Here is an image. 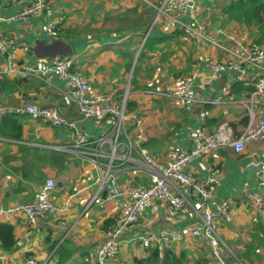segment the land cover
Masks as SVG:
<instances>
[{
    "label": "crops",
    "instance_id": "0c3cea01",
    "mask_svg": "<svg viewBox=\"0 0 264 264\" xmlns=\"http://www.w3.org/2000/svg\"><path fill=\"white\" fill-rule=\"evenodd\" d=\"M47 1L53 6V17L64 18L60 34L54 39L41 29L42 15L13 23L9 19L21 10L18 0H0V31L27 48L26 51L15 49L14 61L50 64L59 58L69 59L72 69L83 73L98 93L119 96L129 84L130 93L132 91L140 102V114L144 113L143 148L147 153L165 162L171 146L190 149L194 130L201 125L208 132L222 124L231 126L237 136L244 131L248 117L242 102L252 89L243 83L262 76L264 63L246 67L243 73L213 76L209 64L227 59L228 54L206 40H188L179 28V22L188 23L196 17L208 22L207 34L211 38L229 48L238 42H256L258 27L228 21L223 13L232 0H195L191 10L161 16L158 20H155L154 7L161 0H150L151 3L141 0ZM260 42L264 44V40ZM140 52L142 56L138 59ZM7 65L6 55L0 54V106L30 103L55 107L62 115L75 120L87 135L96 136L108 129L107 124L96 126L81 118L74 107L64 105L61 79L50 74L21 80L6 73ZM179 75L193 77L192 101H171L146 93L150 83L152 87L161 86L163 91L173 87L169 78ZM207 79H210L209 85L205 84ZM201 112L207 113L202 120ZM2 118L0 208L6 210L14 204L32 202L39 186L46 178H52L55 188L51 202L65 206L67 214L62 218L48 215L35 226H28L22 216L1 214L0 223L13 227L15 247L10 252L0 247V264H27L28 259H34L36 264H96L89 256L96 254L104 243L112 218L122 211L126 200L120 204L106 202L102 207L88 206L96 190L97 169L72 153L49 148L67 144L66 129L54 128L26 115L14 116L16 125L21 127V138L15 140L11 133H2L13 130V126L2 125ZM263 153L264 140H259L246 144L239 154L229 148L220 149L194 160L186 168L199 180L209 175L211 166L220 170L216 177V200L231 202L229 218L217 224L221 239L231 252L226 253L229 255H226V264H254L253 255L259 261L264 257V245L258 246V241L253 240L261 236L259 228L261 224L264 226V209H254L247 198V194L257 191L252 165ZM117 182L123 187L136 185L135 180L124 173L118 176ZM250 211L259 212L258 222L246 228L244 225L252 221L248 216ZM192 221L187 212L169 214L167 204L155 199L145 208L138 224L123 233L118 256L111 264H133L134 259L146 258L148 251L155 247L143 249L138 237L161 231L179 232ZM241 229L249 230L248 234ZM59 247L61 255L56 252ZM169 249L177 256L184 254V264H207L212 257L211 248L201 239L187 238Z\"/></svg>",
    "mask_w": 264,
    "mask_h": 264
},
{
    "label": "built area",
    "instance_id": "2783aa9c",
    "mask_svg": "<svg viewBox=\"0 0 264 264\" xmlns=\"http://www.w3.org/2000/svg\"><path fill=\"white\" fill-rule=\"evenodd\" d=\"M195 0H161L155 6V20L161 16L183 14L194 8ZM21 10L15 13L9 21L24 22L36 15H42L44 20L42 31L50 38H57L63 17L55 19L54 9L47 0H18ZM208 22L192 17L188 23L179 22V28L190 41L206 40L216 49L228 54V58L209 64L213 76L220 74L244 72L246 67H255L264 63V44L251 42L236 43L234 47L211 38L207 34ZM26 46L15 41L0 31V54L6 55V73L18 79L44 78L54 75L64 83L63 102L67 107H74L77 114L96 126L107 124L108 129L96 136L87 135L77 126V122L62 115L55 107L45 108L30 103L15 107L0 106V117L26 115L30 119L48 124L54 128H64L68 132L67 144L50 146L58 152L72 153L81 160L91 163L98 171L96 190L90 203L100 207L106 202L120 204L126 200L122 211L116 214L106 231L104 243L96 254L89 259L96 264H111L118 256L123 233L138 224L141 214L155 199L167 204L171 215L187 212L192 218V224L179 232L161 231L147 237H138L143 249L151 247H171L173 244L187 239L203 240L212 250V257L207 264H226L225 250L229 248L221 239L217 224L227 219L231 213V202L216 200V177L220 170L211 166L209 175L201 180L194 178L186 171L191 162L201 159L217 150L229 148L234 153H241L245 145L264 140V74L245 80L243 85L251 88L248 98L242 104L248 117L244 131L235 135L228 124L220 125L215 131L208 132L201 125L194 130L190 149L171 146L166 154V161L160 162L143 148L145 127L142 114L129 111L128 98L130 85L124 92L115 96L108 93H98L90 85L89 79L80 71L71 67V60L59 58L54 62L18 64L14 61V50ZM173 87L162 90L156 85L146 90L149 95L158 94L171 101H192L193 77L190 75L171 76ZM210 84V79L205 81ZM222 101V100H220ZM206 112H201V120ZM130 121L133 129L128 130ZM1 140V139H0ZM257 191L247 194L251 207L261 211L264 209V153L252 165ZM127 174L136 182L135 186L123 187L118 184L120 174ZM55 188L52 178H46L36 190L33 201L28 204H14L3 210L0 215L22 216L28 226H35L48 215L65 217L67 208L51 202V194ZM194 219H197L195 221ZM231 253V252H230ZM27 264H36L34 259H28Z\"/></svg>",
    "mask_w": 264,
    "mask_h": 264
},
{
    "label": "trees",
    "instance_id": "16d2710c",
    "mask_svg": "<svg viewBox=\"0 0 264 264\" xmlns=\"http://www.w3.org/2000/svg\"><path fill=\"white\" fill-rule=\"evenodd\" d=\"M222 11L228 18V21H236L247 27H258L259 39L256 42L261 44L260 41L264 40V0H232ZM146 43L147 41L143 49ZM138 56L139 59L142 56V52H140ZM152 86L153 83L148 84L147 89ZM128 106L129 109H131V104ZM12 117H14V115H8L2 118L1 122L3 126H13V130H3L2 133L7 135L11 133V136L14 137L15 140H19L21 138V127L16 125V120ZM259 233H261L259 240L254 238L253 240H257V245L262 246L264 245V226L262 224L259 228ZM0 247L8 252L12 251L15 247L13 227L8 224L0 223ZM59 249L60 247L56 252L61 255ZM185 261L186 258L184 254L177 256L169 247H156L148 251V256L146 258L134 259L133 264H184Z\"/></svg>",
    "mask_w": 264,
    "mask_h": 264
},
{
    "label": "rangeland",
    "instance_id": "374dc122",
    "mask_svg": "<svg viewBox=\"0 0 264 264\" xmlns=\"http://www.w3.org/2000/svg\"><path fill=\"white\" fill-rule=\"evenodd\" d=\"M141 1H144V2H150L151 3V1L150 0H141ZM149 3V4H150ZM161 4V2H158V4L157 5H160ZM133 104V106L131 105V109H129V111L130 112H133V113H135V114H140V102H139V100L138 99H136L134 96H133V94H132V91H131V93L129 92V98H128V105H130V104ZM143 115H144V113L142 114V118H143ZM127 127H128V130L129 131H131L132 129H133V127L131 126V124H130V121H128L127 122ZM144 127H146L145 126V124H144ZM155 155H158V153L157 154H155ZM157 157V156H156ZM160 162H164V161H161V160H159ZM259 212H248V216H250L251 218H252V221H250V222H248V225L246 226V225H244L246 228H248V226L250 225V227L252 228V222H253V224L255 225V224H257V222H258V219H257V216H259V214H258ZM229 218V217H228ZM249 227V228H250ZM256 229V228H255ZM258 230V229H257ZM241 231L243 232V233H245V234H248L247 232H249V230H245V229H241ZM220 232V231H219ZM224 238V237H223ZM240 246H242V245H240ZM226 253H229L227 250H225V255H228V254H226ZM229 256V255H228ZM225 258H226V256H225ZM263 260H264V257H262V260H260L259 261V258H257L256 257V255H253V257H252V261H253V263L254 264H264V262H263ZM232 261V260H231ZM233 263H235V262H233Z\"/></svg>",
    "mask_w": 264,
    "mask_h": 264
},
{
    "label": "water",
    "instance_id": "95a60500",
    "mask_svg": "<svg viewBox=\"0 0 264 264\" xmlns=\"http://www.w3.org/2000/svg\"><path fill=\"white\" fill-rule=\"evenodd\" d=\"M146 35H147V32H146V34H145V37H144V38H146Z\"/></svg>",
    "mask_w": 264,
    "mask_h": 264
}]
</instances>
